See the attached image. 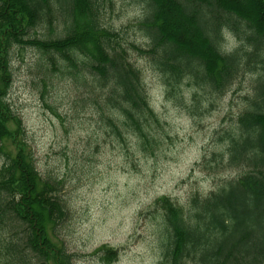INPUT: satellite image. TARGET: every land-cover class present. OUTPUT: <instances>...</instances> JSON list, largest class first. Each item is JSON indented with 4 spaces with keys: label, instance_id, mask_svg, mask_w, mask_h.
Instances as JSON below:
<instances>
[{
    "label": "trees",
    "instance_id": "16d2710c",
    "mask_svg": "<svg viewBox=\"0 0 264 264\" xmlns=\"http://www.w3.org/2000/svg\"><path fill=\"white\" fill-rule=\"evenodd\" d=\"M109 1L0 0V264L74 259L56 242L68 216L62 181L39 174L7 100L13 47L40 51L52 70L73 78L79 99L94 106L110 131L128 130L143 146L159 119L129 50L147 58L171 92L186 80L222 95L238 77L252 76L245 106L218 133L222 150L209 156L210 164H199L236 174L207 195L191 196L186 208L169 197L154 206L163 216L162 264H264V0H136L144 4V46L121 42L119 32L102 23ZM57 20L62 36L30 35ZM227 34L236 45H225ZM104 252L106 261L115 259L113 249Z\"/></svg>",
    "mask_w": 264,
    "mask_h": 264
},
{
    "label": "rangeland",
    "instance_id": "374dc122",
    "mask_svg": "<svg viewBox=\"0 0 264 264\" xmlns=\"http://www.w3.org/2000/svg\"><path fill=\"white\" fill-rule=\"evenodd\" d=\"M103 13L102 23L119 32L121 42L146 44L139 27L143 3L110 0ZM63 29L57 20L30 35L53 39ZM225 39L227 47L236 45L231 35ZM129 54L159 119L144 146L128 130L120 136L110 131L94 106L79 99L73 78L52 70L40 51L11 49L7 100L22 121L39 174L62 181L59 194L68 216L58 227L56 242L73 255V264H162L165 231L155 201L169 197L186 208L191 196L207 195L236 174L199 164H210L209 156L222 150L218 133L245 106L252 76L238 77L222 95L196 89L186 80L171 92L147 58ZM3 162L0 156V167ZM109 249L116 253L112 261L103 259Z\"/></svg>",
    "mask_w": 264,
    "mask_h": 264
}]
</instances>
